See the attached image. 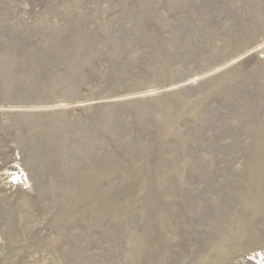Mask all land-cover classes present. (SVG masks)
Here are the masks:
<instances>
[{"label":"rangeland","instance_id":"374dc122","mask_svg":"<svg viewBox=\"0 0 264 264\" xmlns=\"http://www.w3.org/2000/svg\"><path fill=\"white\" fill-rule=\"evenodd\" d=\"M0 264H264V0H0Z\"/></svg>","mask_w":264,"mask_h":264}]
</instances>
